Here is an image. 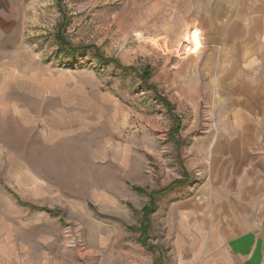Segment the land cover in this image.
I'll return each mask as SVG.
<instances>
[{
	"label": "rangeland",
	"instance_id": "rangeland-1",
	"mask_svg": "<svg viewBox=\"0 0 264 264\" xmlns=\"http://www.w3.org/2000/svg\"><path fill=\"white\" fill-rule=\"evenodd\" d=\"M10 2L20 34L0 62V264H174L164 202L195 192L209 212L241 195L225 139L244 130L225 94L263 87L264 64L242 63L239 44L256 40L264 0Z\"/></svg>",
	"mask_w": 264,
	"mask_h": 264
},
{
	"label": "crops",
	"instance_id": "crops-1",
	"mask_svg": "<svg viewBox=\"0 0 264 264\" xmlns=\"http://www.w3.org/2000/svg\"><path fill=\"white\" fill-rule=\"evenodd\" d=\"M11 6L10 0H0V62L18 47L20 29L17 12ZM256 15L262 17L258 28L254 26L250 30L256 40L239 44L249 50L247 57L242 58V63L245 61L248 67L254 61L264 64V9L258 10ZM262 86L254 92L234 82L225 94L229 103L240 105L230 125L244 130L239 137L225 139L227 146H232L226 147L225 162L242 178L240 185L231 191L241 195L227 198L224 194L225 199H214L209 206L207 204L209 212L195 192L183 199L164 202V221L171 222L174 230L171 236L167 235L174 264H264V84ZM238 147L240 154L232 155V150ZM217 209L222 211L217 214ZM238 209L240 211H236ZM148 256L140 260L133 254L129 264H140L138 260L142 264H153L152 255Z\"/></svg>",
	"mask_w": 264,
	"mask_h": 264
},
{
	"label": "trees",
	"instance_id": "trees-1",
	"mask_svg": "<svg viewBox=\"0 0 264 264\" xmlns=\"http://www.w3.org/2000/svg\"><path fill=\"white\" fill-rule=\"evenodd\" d=\"M61 44H62L63 47H65L67 50H69L71 52H79V51H81V50L84 49V48H75V47H72L70 44H68L66 41H63L62 39H61ZM178 184H181V185L184 184L183 180H180ZM172 187L173 186H168V187H166V188H164V189H162V190H160L158 192H154V193L150 194L149 196H150L151 207L146 206L144 208V213L150 212V210L153 208L154 204H152V203H153V198L155 197V195L163 194V193L171 190ZM145 232H146V229L142 230V234H144Z\"/></svg>",
	"mask_w": 264,
	"mask_h": 264
},
{
	"label": "bare ground",
	"instance_id": "bare-ground-1",
	"mask_svg": "<svg viewBox=\"0 0 264 264\" xmlns=\"http://www.w3.org/2000/svg\"><path fill=\"white\" fill-rule=\"evenodd\" d=\"M190 36V35H189ZM190 38V37H189ZM191 41L193 43V48H195L197 50V48H199V45H200V41H199V36H198V33H193L191 35Z\"/></svg>",
	"mask_w": 264,
	"mask_h": 264
}]
</instances>
